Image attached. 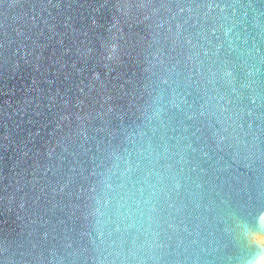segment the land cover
Masks as SVG:
<instances>
[{
    "label": "water",
    "instance_id": "water-1",
    "mask_svg": "<svg viewBox=\"0 0 264 264\" xmlns=\"http://www.w3.org/2000/svg\"><path fill=\"white\" fill-rule=\"evenodd\" d=\"M264 235V0H0V264H233Z\"/></svg>",
    "mask_w": 264,
    "mask_h": 264
},
{
    "label": "clouds",
    "instance_id": "clouds-1",
    "mask_svg": "<svg viewBox=\"0 0 264 264\" xmlns=\"http://www.w3.org/2000/svg\"><path fill=\"white\" fill-rule=\"evenodd\" d=\"M233 264H264V248L258 247L254 252L242 251Z\"/></svg>",
    "mask_w": 264,
    "mask_h": 264
},
{
    "label": "bare ground",
    "instance_id": "bare-ground-1",
    "mask_svg": "<svg viewBox=\"0 0 264 264\" xmlns=\"http://www.w3.org/2000/svg\"><path fill=\"white\" fill-rule=\"evenodd\" d=\"M248 232L249 240L257 247L264 248V235L261 233H253L251 229L246 226L242 227V233Z\"/></svg>",
    "mask_w": 264,
    "mask_h": 264
}]
</instances>
